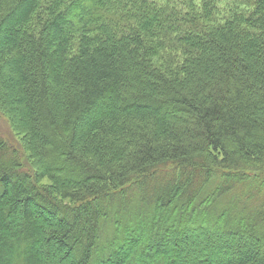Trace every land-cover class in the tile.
<instances>
[{
    "label": "trees",
    "instance_id": "16d2710c",
    "mask_svg": "<svg viewBox=\"0 0 264 264\" xmlns=\"http://www.w3.org/2000/svg\"><path fill=\"white\" fill-rule=\"evenodd\" d=\"M203 5L0 0V264H264V0Z\"/></svg>",
    "mask_w": 264,
    "mask_h": 264
},
{
    "label": "rangeland",
    "instance_id": "374dc122",
    "mask_svg": "<svg viewBox=\"0 0 264 264\" xmlns=\"http://www.w3.org/2000/svg\"><path fill=\"white\" fill-rule=\"evenodd\" d=\"M149 2L153 3L158 9H162L164 11L167 10H176L179 13H189V15H198L203 12V4L206 2L212 4L214 6V13L216 14L214 17V20L216 22H221L224 17H226L230 12L236 10V9H244L246 6H242L241 3L245 0H148ZM211 5V6H212ZM210 6V7H211ZM166 40L165 42H167ZM168 43V42H167ZM168 48L160 49L157 56L154 57V64L159 66L160 68H165L166 66L172 67V68H179V62L183 58V52L178 47V45H174L171 41L169 43ZM171 45H174L172 47ZM179 63V64H178ZM176 64V66H174ZM20 126V125H19ZM21 127V126H20ZM0 136L5 140V142L15 149H17L18 152L22 153L24 155V162H29V159L27 158V153L25 155V150L23 149L25 147L24 142V136L20 133H17L12 128V123H10L5 115L0 112ZM26 158V160H25ZM34 163L36 160H33ZM42 185H46L48 182L46 179H42L40 181ZM134 234L137 235L136 239L129 245H125V247L121 250L120 253H118L115 257L117 260H122L121 263H140L143 264L146 257L140 255V252L142 250V244L146 240L144 235L138 234V232H134ZM129 236V235H128ZM145 239V240H144ZM162 241L160 240V244L168 249L170 254L172 255L176 247L174 246L173 242H171L170 236H163L161 237ZM199 240L201 239L198 238ZM201 244V243H200ZM184 250L182 252H186L185 254L190 255V246L187 249V245L185 242L181 241L179 243ZM172 248V249H171ZM174 249V250H173ZM146 250L144 251V253ZM143 253V254H144ZM161 252H157L156 255H160ZM51 260V259H50ZM44 264H56L52 261L45 260ZM66 261L62 260L61 262L57 264H65Z\"/></svg>",
    "mask_w": 264,
    "mask_h": 264
}]
</instances>
